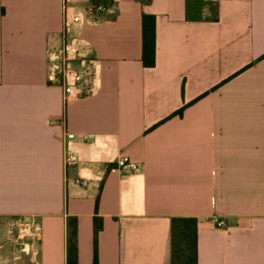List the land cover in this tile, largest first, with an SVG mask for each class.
Listing matches in <instances>:
<instances>
[{
	"label": "crops",
	"instance_id": "0c3cea01",
	"mask_svg": "<svg viewBox=\"0 0 264 264\" xmlns=\"http://www.w3.org/2000/svg\"><path fill=\"white\" fill-rule=\"evenodd\" d=\"M65 1L0 0V264H68L70 218L74 264H172L175 218L197 220V264H264V0H67L95 62L94 92L68 105L47 60ZM67 132L97 136L70 142L69 168ZM123 156L140 170H115ZM30 217L36 255L7 239Z\"/></svg>",
	"mask_w": 264,
	"mask_h": 264
},
{
	"label": "built area",
	"instance_id": "2783aa9c",
	"mask_svg": "<svg viewBox=\"0 0 264 264\" xmlns=\"http://www.w3.org/2000/svg\"><path fill=\"white\" fill-rule=\"evenodd\" d=\"M145 1V0H142ZM82 22L78 10L64 2L62 7V27L60 31V44L47 50V60L50 67L49 79L52 83L61 86L63 100L66 105L71 102L79 101L85 96L94 92V82L85 81V74H90L94 70L95 62L87 58H81V52L85 41L82 38L74 37L73 32L76 26ZM81 61L82 69L76 67L75 62ZM95 77V74H94ZM87 82V83H86ZM97 136L95 134L76 135L70 132L66 133V168L79 163V157L76 152L69 149L71 141L80 140L83 142H93ZM115 170L122 175L136 173L140 170V165L129 157L123 156L114 162ZM76 184L83 187L88 186V182L83 179H76ZM225 222L217 221L219 228L225 227ZM41 238V228L34 217L15 218L9 223L7 239L9 243L16 246L20 252L26 253L31 248L33 254H37L36 244Z\"/></svg>",
	"mask_w": 264,
	"mask_h": 264
},
{
	"label": "trees",
	"instance_id": "16d2710c",
	"mask_svg": "<svg viewBox=\"0 0 264 264\" xmlns=\"http://www.w3.org/2000/svg\"><path fill=\"white\" fill-rule=\"evenodd\" d=\"M143 63L154 67L156 61L155 17L143 18ZM102 229V220L94 219L95 256L97 255V236ZM68 264H74L78 253V223L76 218L67 222ZM172 264H197L198 228L194 218H175L171 227Z\"/></svg>",
	"mask_w": 264,
	"mask_h": 264
}]
</instances>
